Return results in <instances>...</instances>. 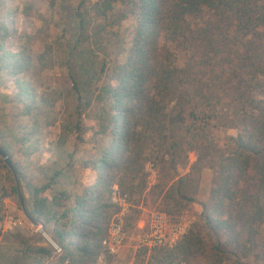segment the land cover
<instances>
[{"label": "trees", "instance_id": "trees-1", "mask_svg": "<svg viewBox=\"0 0 264 264\" xmlns=\"http://www.w3.org/2000/svg\"><path fill=\"white\" fill-rule=\"evenodd\" d=\"M115 1L96 0L86 9L79 5L72 31L75 44L69 51L75 55L68 64L72 82L68 94L80 103L85 99L86 105L97 100L100 106L98 128L90 140L94 154L80 160L84 169L96 173V179L76 192L60 189L49 196L46 191L66 173L56 160L52 172L41 167L44 185L27 184L28 197L17 182L10 189L2 185L0 197L19 196L28 218L52 226L53 239L61 248L57 252L22 240L11 251L8 264H99L105 252L102 241L114 209L118 210L112 201L114 186L132 199L145 176V162L161 149L165 131L178 118L170 117L169 110L178 89L188 80L187 71L177 64L172 44L187 42L200 51L201 64L212 71L198 89L199 101L216 108L229 96L238 106L233 110L237 127L221 145L213 136L205 138L209 132L204 127L195 135L197 140L186 142L187 148L183 140L170 135L171 160L176 163L181 151H186V157L189 151H196L193 169L215 171L210 204H203L205 226L224 235L225 241L213 245L209 264H225L230 255L237 264H247L244 259L250 257L264 263V244L259 240V226L264 227V0H129L136 18L134 31L130 37L116 34L114 57L107 54L101 61L96 50L80 41L91 22L99 23L102 30L116 20ZM0 6H5L3 0ZM5 14L10 15L9 9ZM206 14V24L193 27L192 20ZM9 33V26L0 21V74L12 79L16 88L13 95L0 93V103L5 100L18 106L16 116L22 120L13 138L0 127V145L10 155L13 168L1 155L0 162L20 182L27 166L21 168L16 156L20 154L30 163L42 150L36 112L41 100L26 77L34 64L33 54L25 43L15 47L9 42ZM104 77L109 81L97 92ZM42 101L47 100L43 97ZM69 128H64L66 134L55 146L58 151L66 150L73 132L82 130L81 122ZM83 142L84 138L81 145ZM73 155L69 153L67 165L76 163ZM171 193L177 202L174 188ZM204 247L201 229L192 227L174 246L158 247L151 264H189Z\"/></svg>", "mask_w": 264, "mask_h": 264}, {"label": "rangeland", "instance_id": "rangeland-1", "mask_svg": "<svg viewBox=\"0 0 264 264\" xmlns=\"http://www.w3.org/2000/svg\"><path fill=\"white\" fill-rule=\"evenodd\" d=\"M3 1L5 6H0V21L9 26V42L11 41L15 47L25 43L34 57L33 67L26 73V77L35 87L38 100H41L36 112L41 129L42 150L32 157L30 163L24 160L22 155L16 156L21 168L23 165L27 166L26 175L20 182L0 162V187L4 185L10 189L17 182L21 185L23 194L28 197L27 184L44 185L46 180L41 167L43 166L46 172H52L51 169L55 168L53 163L57 160L61 163L60 167L66 168V173L60 177L59 182L52 189L46 191V194L51 196L53 192L60 189L76 192L81 187L92 184L96 179V173L84 169L80 160L88 159L94 154L90 140L94 130L98 128L96 117L100 106L97 100L86 105L85 99L80 103L75 96L68 94L72 86L68 64L70 60H73L70 58L75 55V53L69 54V51L75 44V37L72 35L76 26L74 13L80 4L82 9H86L90 8L96 0ZM7 9L10 11L9 16L5 14ZM114 12L113 18L116 20L112 21L113 23L99 30L100 24L91 22L84 30L80 41V45L96 50L101 61L107 54L108 58L114 57L111 52L116 49V34L122 36L128 33L130 37L134 31L136 18L129 0H116ZM208 18L209 15L206 14L203 18L193 19V27L199 24L204 26ZM96 31L98 32L95 33ZM172 47L177 55V64L187 71L188 80L178 89L177 98L169 110L170 117L178 118L165 131L167 138L161 149H156L145 162V176L140 178L139 191L134 193L132 199H129L127 207L123 208L118 203V210L113 211L114 216L123 209L127 232L123 247L115 256L109 257L102 254L100 256L102 259L98 260L99 264H151L152 256L159 248L145 245L144 238L149 233L151 215L156 211L169 213L170 223L186 225V232L192 227L201 229L205 247L189 264H209L213 245L225 241L224 235L215 234L205 226L203 204H210L215 171L208 167L201 171L193 169L198 158L196 151H189L188 157H186V151H181L176 163H173L170 135L175 140H183L187 148L189 145L186 142L197 140L195 135L204 127L209 132L208 137L205 138L213 136L215 142L221 145L225 142L226 136L233 134L236 130L237 121L233 110L238 106L229 96L224 98V102L216 108L201 104L197 93L203 83H206V76L209 73L211 75L210 67H204V64H201L200 51L189 42L181 45L173 43ZM0 81L2 83L0 93H3L1 95L15 94L16 88L12 79H7L0 74ZM107 81H109L108 78L104 77L96 91L99 92L98 89ZM6 84L8 87L5 89ZM43 97L47 101H42ZM18 110V106L9 104L5 100L0 103V127L8 138L15 136L17 124L22 120L16 116ZM180 110L181 114H178ZM77 122H81L82 130L73 132L66 144V150L58 151L55 146L65 136L64 128L67 125L71 128ZM82 138L86 142L81 145ZM79 144L82 146L80 150L77 147ZM70 152H74L73 157L76 158L75 161L77 160L74 165H67ZM215 152L218 156L219 152ZM173 188L179 198L177 202L170 196L173 194L171 193ZM17 221H20L21 225L14 226L12 222ZM259 229V240L261 244H264V227L259 226ZM50 238L53 239L52 226L43 221L28 218L19 196L14 194L0 197V264L9 263L11 251L13 252V248L22 240L35 245L52 247L60 252L56 248L58 246L56 242L52 243ZM110 259L111 263H109ZM244 262L264 264L252 257L244 259ZM225 264H237L235 256L226 257Z\"/></svg>", "mask_w": 264, "mask_h": 264}, {"label": "built area", "instance_id": "built-area-1", "mask_svg": "<svg viewBox=\"0 0 264 264\" xmlns=\"http://www.w3.org/2000/svg\"><path fill=\"white\" fill-rule=\"evenodd\" d=\"M112 201L120 204L123 208L127 207L129 201L128 194H122L118 185H115L112 192ZM123 211V209H122ZM120 211L116 213L110 222L106 238L102 241L105 255H117L123 247L127 238L125 230L124 214ZM14 226L21 225V222H12ZM186 232V225L182 223H170V216L161 211L152 213L149 223L148 236L144 238L145 245L149 247H172L181 236ZM61 251L59 246H56ZM102 257H100V260Z\"/></svg>", "mask_w": 264, "mask_h": 264}, {"label": "water", "instance_id": "water-1", "mask_svg": "<svg viewBox=\"0 0 264 264\" xmlns=\"http://www.w3.org/2000/svg\"><path fill=\"white\" fill-rule=\"evenodd\" d=\"M0 155L3 157V159L5 160V162L13 168V162L12 159L10 157V155L3 149V147L0 145ZM50 241L52 243H54V240L52 238H50Z\"/></svg>", "mask_w": 264, "mask_h": 264}, {"label": "crops", "instance_id": "crops-1", "mask_svg": "<svg viewBox=\"0 0 264 264\" xmlns=\"http://www.w3.org/2000/svg\"><path fill=\"white\" fill-rule=\"evenodd\" d=\"M111 262H112V260L110 259V260H109V263H111Z\"/></svg>", "mask_w": 264, "mask_h": 264}, {"label": "bare ground", "instance_id": "bare-ground-1", "mask_svg": "<svg viewBox=\"0 0 264 264\" xmlns=\"http://www.w3.org/2000/svg\"><path fill=\"white\" fill-rule=\"evenodd\" d=\"M38 230V229H37Z\"/></svg>", "mask_w": 264, "mask_h": 264}]
</instances>
